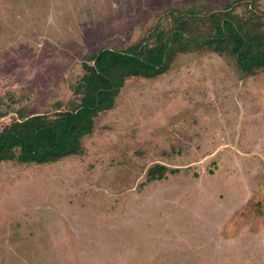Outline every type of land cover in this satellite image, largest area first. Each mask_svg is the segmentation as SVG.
Segmentation results:
<instances>
[{
    "label": "rangeland",
    "instance_id": "rangeland-1",
    "mask_svg": "<svg viewBox=\"0 0 264 264\" xmlns=\"http://www.w3.org/2000/svg\"><path fill=\"white\" fill-rule=\"evenodd\" d=\"M246 30L264 0H0V132L79 107L99 51L166 68L104 83L77 155L0 136V264H264V68L210 45Z\"/></svg>",
    "mask_w": 264,
    "mask_h": 264
},
{
    "label": "trees",
    "instance_id": "trees-1",
    "mask_svg": "<svg viewBox=\"0 0 264 264\" xmlns=\"http://www.w3.org/2000/svg\"><path fill=\"white\" fill-rule=\"evenodd\" d=\"M219 29L221 31V28ZM231 30L233 32V29ZM242 32L244 34L237 36L236 33H233L230 37L227 36L226 32L225 37L219 35L225 38L223 42L213 41L210 45H216V50L219 48L217 51L220 52L226 49L232 52L231 49L234 43L239 42L240 55H245L246 59L243 60L241 57L236 56L237 67L250 74L264 68V44L256 41L259 40L258 38L261 35L254 36V33H252L251 38L248 36L251 32L248 31L247 33V30ZM221 37L216 35V38L221 39ZM259 46L261 47L259 48ZM167 49L170 52L172 47ZM182 51L184 50L182 49ZM169 52L166 51L161 57L164 66L165 62L171 60V56H168ZM135 58L137 57L134 52L130 53V56L126 59L125 54L119 51H99L91 59V61H95V66L84 65L86 73L77 93L81 99L79 107L54 115L42 114L35 117H23L13 123L11 127L0 132V136L4 139L3 143L7 146H19L28 158L39 163L55 162L61 158L79 154L80 140L93 132L94 119L91 117H96L101 112L111 110L115 93L116 95L118 93L119 88L114 92L105 93L110 96L111 100L100 99L99 97L104 93L102 90L104 83L113 82L115 78L118 81L120 77L135 76L137 70L140 71L138 75L152 78L160 75L166 69L161 67L162 69L159 70L153 66L150 67V63L140 65V67L137 65ZM101 92L103 93L101 94ZM88 103H92L91 108ZM83 107L88 108V110L82 116H78L76 111L81 110ZM66 122L68 123L66 124ZM24 125H27V127L25 128ZM10 159H12V156L7 155L4 148H0V162ZM159 171H164V167L156 166L151 169L149 171L150 178H162Z\"/></svg>",
    "mask_w": 264,
    "mask_h": 264
}]
</instances>
